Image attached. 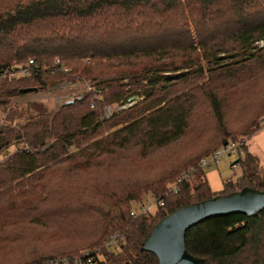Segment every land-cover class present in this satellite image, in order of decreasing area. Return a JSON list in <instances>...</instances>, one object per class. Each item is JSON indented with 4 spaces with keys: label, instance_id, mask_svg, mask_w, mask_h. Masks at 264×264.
I'll return each mask as SVG.
<instances>
[{
    "label": "trees",
    "instance_id": "trees-1",
    "mask_svg": "<svg viewBox=\"0 0 264 264\" xmlns=\"http://www.w3.org/2000/svg\"><path fill=\"white\" fill-rule=\"evenodd\" d=\"M29 58L28 73L0 79V104L76 76L94 87L0 119V264H49L82 249L93 264H158L140 248L152 225L216 193L199 159L264 122V0H0V67ZM130 95L141 98L111 109ZM244 150L221 192L264 188V169ZM149 194L163 205L132 215ZM46 231L60 239L51 248L40 243ZM115 231L113 250L105 241ZM185 245L202 264H264V208L205 218Z\"/></svg>",
    "mask_w": 264,
    "mask_h": 264
},
{
    "label": "water",
    "instance_id": "water-1",
    "mask_svg": "<svg viewBox=\"0 0 264 264\" xmlns=\"http://www.w3.org/2000/svg\"><path fill=\"white\" fill-rule=\"evenodd\" d=\"M36 88L27 86L21 88V91ZM132 97L134 95L130 98ZM72 100L67 99L64 102ZM263 208L264 188L246 185L240 189L217 192L204 199L180 205L162 216L141 240L140 248L154 253L158 264H202L204 258L191 253L185 245V232L189 227L211 216L230 213L253 215ZM101 264L120 263L105 261Z\"/></svg>",
    "mask_w": 264,
    "mask_h": 264
},
{
    "label": "rangeland",
    "instance_id": "rangeland-1",
    "mask_svg": "<svg viewBox=\"0 0 264 264\" xmlns=\"http://www.w3.org/2000/svg\"><path fill=\"white\" fill-rule=\"evenodd\" d=\"M94 81L91 80V78H85L84 76H76L74 79H70L69 81L65 80L62 81L56 85H51V86H45V87H37L36 90L30 91L25 93L24 95L21 96H16L13 97L9 103L5 106L0 104V119L5 120L6 115L8 112L11 111V109H17V110H21L23 107H26V104L32 105L33 103L36 105L35 107L32 105V110L34 111V108L37 109L39 108V106L37 105L42 104V107L44 106L47 110H51L54 109L56 107H58L61 103H63L65 100L67 99H74V97H77L78 95H80L84 90L86 89H92L94 87V84H92ZM133 95H130L127 99V102L125 104H117V105H111V109H120L123 107H126L132 103H134L136 100L140 99L141 97L134 95V97L130 98ZM20 104V106H16L17 104ZM105 112L108 114L109 110H110V106H106L105 107ZM7 121V120H6ZM264 129V122L262 124L261 127L257 128L255 131H253V133H258V130ZM107 132V130H104L102 134H105ZM252 133V134H253ZM264 133V131H263ZM251 134V136H252ZM253 134V135H254ZM261 132H259V134H257L256 136H252V138L258 143L261 144L262 142V136H261ZM239 136V134H237ZM237 136V137H238ZM250 136V135H249ZM249 136L247 137V139H249ZM240 137V136H239ZM14 148H16L15 144L10 145L7 149L8 151L10 150H14ZM178 148V154H183L185 153V143H180L177 145L176 149ZM237 156H235L234 154H227V155H223L221 161H219L218 163H213L210 166H206L204 167V171H205V175L207 177V181H208V186L210 188L211 192H221L224 189V180L225 179H231V180H236L240 173H241V168L238 167L235 164H231L232 161L236 158ZM264 169V167H262ZM264 171V170H263ZM151 200L154 201V198L151 197V195H146L145 200ZM135 203V202H134ZM137 205V204H136ZM135 205V206H136ZM154 209V207H152ZM150 209V206H149ZM80 220V219H79ZM78 220V221H79ZM83 222L84 225H86L88 227V223L84 220H80ZM83 228L81 231L78 232L79 234H77V236L74 237V240L72 241V243L74 245H77L76 247H82L88 243H85L87 241V238H84L85 236H88L89 230L90 229H94V225L90 226L89 228ZM61 228L59 229V231H66L69 229H72V225L71 224H67V223H62L61 224ZM63 228H68L63 230ZM72 232V230H71ZM40 233H44L43 231H40ZM47 234L51 237H49V239H44V236H42V238L40 239V243L41 244H47L50 245L49 248H51L54 244L52 242H57L60 239L56 238V232L55 231H46L45 236H47ZM72 235V234H71ZM70 241L69 239L66 240V238L63 239L62 243L64 245L68 244ZM116 244H113L111 246V249L115 250ZM55 246V245H54ZM74 247V248H76ZM104 250V249H103ZM107 255L109 256V252L107 253Z\"/></svg>",
    "mask_w": 264,
    "mask_h": 264
},
{
    "label": "built area",
    "instance_id": "built-area-1",
    "mask_svg": "<svg viewBox=\"0 0 264 264\" xmlns=\"http://www.w3.org/2000/svg\"><path fill=\"white\" fill-rule=\"evenodd\" d=\"M57 61V60H56ZM34 64V61L32 58H29L26 66L24 65H19L17 67H0V79H5V78H9V79H14V78H18L20 76L25 75L26 73H28V67L30 65ZM246 145V137H239L236 139H232L229 140L227 142H225L223 145L219 146L218 148H216L213 152L202 156L199 161H198V165L201 167H206V166H210L213 163H218L219 161H221L222 156L223 155H227V154H234L235 156H237L236 158H239L240 156L244 155V146ZM235 158V159H236ZM232 165L235 164L237 166H239V162L238 161H234L231 163ZM189 175V173H182L180 174V176H178L176 178V180L170 185L169 189L170 191H177L178 189V183L186 178ZM152 197V196H151ZM154 198V197H152ZM157 205H163V199L162 198H154V201L151 200H146L145 202L141 203L138 208L136 209H131L130 213L132 215H135L136 213H142L145 212L152 207H155ZM121 232L119 231H115L113 233H111L107 240L105 241V246L108 248H111V246L113 244L118 243V240L120 238ZM94 251L97 252L96 248H93ZM98 254H100L98 252ZM61 262L62 264H93L94 263V259H93V255H92V250L91 249H82L80 251V253L78 255H76L73 258H68V257H61V258H56V259H52L51 261H49V264H57Z\"/></svg>",
    "mask_w": 264,
    "mask_h": 264
},
{
    "label": "crops",
    "instance_id": "crops-1",
    "mask_svg": "<svg viewBox=\"0 0 264 264\" xmlns=\"http://www.w3.org/2000/svg\"><path fill=\"white\" fill-rule=\"evenodd\" d=\"M261 126H259V127H261ZM258 131L262 133L261 134V136H262L261 144H258L252 138V136H256L257 134H259V132L255 133V134L253 133L254 135L252 134V136H251V134H250L249 139H246V147H247V151H249L251 154H253L257 158L259 165L264 167V133H263L264 129H261Z\"/></svg>",
    "mask_w": 264,
    "mask_h": 264
}]
</instances>
